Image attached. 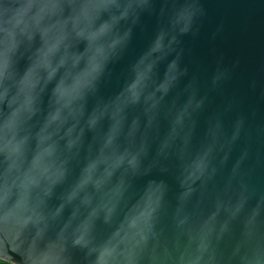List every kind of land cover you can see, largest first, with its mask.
Masks as SVG:
<instances>
[{"label": "water", "instance_id": "obj_1", "mask_svg": "<svg viewBox=\"0 0 264 264\" xmlns=\"http://www.w3.org/2000/svg\"><path fill=\"white\" fill-rule=\"evenodd\" d=\"M73 2L22 0V72L0 21V188L24 168L0 258L264 264V0Z\"/></svg>", "mask_w": 264, "mask_h": 264}, {"label": "clouds", "instance_id": "obj_2", "mask_svg": "<svg viewBox=\"0 0 264 264\" xmlns=\"http://www.w3.org/2000/svg\"><path fill=\"white\" fill-rule=\"evenodd\" d=\"M22 7V0H0V21L3 22L5 28L3 50L6 55L10 56V59L15 61V67L19 71H21L19 67L20 63L23 61L26 65L30 64L37 49L39 48V44L36 43V39L34 38L26 45L23 43L18 44L15 51L8 54V30H12L13 35L11 36V39L13 40L20 39L23 36L20 27L14 23L16 21L17 14ZM39 7L40 5L34 2L32 5V12L35 13ZM79 7L80 4L78 0H74L73 3L65 5L66 11ZM69 75H71V72H69ZM68 82L70 83V80ZM0 85L4 87L6 93H16L18 91L17 77H13L11 75L8 67L4 68L3 74L0 76ZM42 103L43 101H41V104ZM9 111L10 108L8 104L2 105V107H0V116L6 119ZM22 135H24L23 131L17 129L16 136L20 137ZM4 138L6 141H9L12 139V136L10 133L6 132ZM23 172V167H13L12 160L7 156L5 157L3 187L0 188V204L5 205V208L2 213H0V216H2L5 220L4 228L6 230L16 227L19 222L21 214L15 209V203L22 195L20 185L22 182ZM13 196H15V202L11 205V207H7L9 199ZM49 253L50 250L47 243H45L42 239H34L29 246L27 254L28 264H53V257ZM59 259L60 257H56L57 261Z\"/></svg>", "mask_w": 264, "mask_h": 264}, {"label": "flooded vegetation", "instance_id": "obj_3", "mask_svg": "<svg viewBox=\"0 0 264 264\" xmlns=\"http://www.w3.org/2000/svg\"><path fill=\"white\" fill-rule=\"evenodd\" d=\"M0 264H12V263L0 258Z\"/></svg>", "mask_w": 264, "mask_h": 264}]
</instances>
